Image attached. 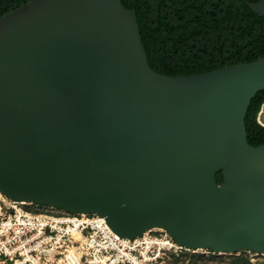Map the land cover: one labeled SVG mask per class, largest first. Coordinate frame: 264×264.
<instances>
[{
	"label": "water",
	"instance_id": "95a60500",
	"mask_svg": "<svg viewBox=\"0 0 264 264\" xmlns=\"http://www.w3.org/2000/svg\"><path fill=\"white\" fill-rule=\"evenodd\" d=\"M262 90L264 57L154 71L121 0H30L0 17V194L121 237L264 255V143L244 122Z\"/></svg>",
	"mask_w": 264,
	"mask_h": 264
},
{
	"label": "trees",
	"instance_id": "16d2710c",
	"mask_svg": "<svg viewBox=\"0 0 264 264\" xmlns=\"http://www.w3.org/2000/svg\"><path fill=\"white\" fill-rule=\"evenodd\" d=\"M30 0H0V17ZM256 2L258 0H247ZM134 9L150 67L169 76L189 75L264 57V15L244 0H121ZM264 90L244 119L251 145L264 143L257 115ZM218 182L221 173L216 174Z\"/></svg>",
	"mask_w": 264,
	"mask_h": 264
},
{
	"label": "built area",
	"instance_id": "2783aa9c",
	"mask_svg": "<svg viewBox=\"0 0 264 264\" xmlns=\"http://www.w3.org/2000/svg\"><path fill=\"white\" fill-rule=\"evenodd\" d=\"M104 219L0 194V264H177L174 257L220 254L181 246L158 228L117 236Z\"/></svg>",
	"mask_w": 264,
	"mask_h": 264
},
{
	"label": "rangeland",
	"instance_id": "374dc122",
	"mask_svg": "<svg viewBox=\"0 0 264 264\" xmlns=\"http://www.w3.org/2000/svg\"><path fill=\"white\" fill-rule=\"evenodd\" d=\"M257 121L264 125V103L260 107ZM172 262L177 264H264L263 254L240 251L237 253H223L204 256L200 254H188L183 257H174Z\"/></svg>",
	"mask_w": 264,
	"mask_h": 264
}]
</instances>
